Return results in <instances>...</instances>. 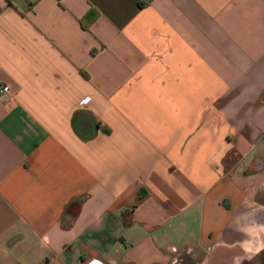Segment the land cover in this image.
I'll list each match as a JSON object with an SVG mask.
<instances>
[{"label":"crops","instance_id":"crops-1","mask_svg":"<svg viewBox=\"0 0 264 264\" xmlns=\"http://www.w3.org/2000/svg\"><path fill=\"white\" fill-rule=\"evenodd\" d=\"M0 86V264H234L264 224V0H0Z\"/></svg>","mask_w":264,"mask_h":264},{"label":"clouds","instance_id":"clouds-1","mask_svg":"<svg viewBox=\"0 0 264 264\" xmlns=\"http://www.w3.org/2000/svg\"><path fill=\"white\" fill-rule=\"evenodd\" d=\"M245 204L251 206L248 201H245ZM259 208L264 209V205L259 206ZM236 230L241 231L247 239L240 242L244 256L235 257L234 264H242L244 259L251 261L261 251H264V224L253 218L251 223L238 226ZM42 240L44 244H47L49 237L45 235Z\"/></svg>","mask_w":264,"mask_h":264},{"label":"trees","instance_id":"trees-1","mask_svg":"<svg viewBox=\"0 0 264 264\" xmlns=\"http://www.w3.org/2000/svg\"><path fill=\"white\" fill-rule=\"evenodd\" d=\"M10 2V0H8ZM98 11L95 8H90L81 18V25L87 29L89 24L97 17Z\"/></svg>","mask_w":264,"mask_h":264},{"label":"built area","instance_id":"built-area-1","mask_svg":"<svg viewBox=\"0 0 264 264\" xmlns=\"http://www.w3.org/2000/svg\"><path fill=\"white\" fill-rule=\"evenodd\" d=\"M8 91V86H0V96ZM87 98L81 100V103L86 102Z\"/></svg>","mask_w":264,"mask_h":264},{"label":"snow or ice","instance_id":"snow-or-ice-1","mask_svg":"<svg viewBox=\"0 0 264 264\" xmlns=\"http://www.w3.org/2000/svg\"><path fill=\"white\" fill-rule=\"evenodd\" d=\"M94 264H95V262H94Z\"/></svg>","mask_w":264,"mask_h":264}]
</instances>
